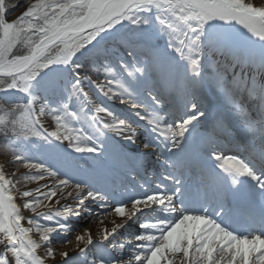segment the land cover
Returning <instances> with one entry per match:
<instances>
[{
	"label": "snow or ice",
	"instance_id": "6c2138e0",
	"mask_svg": "<svg viewBox=\"0 0 264 264\" xmlns=\"http://www.w3.org/2000/svg\"><path fill=\"white\" fill-rule=\"evenodd\" d=\"M0 152V264H264V0H0Z\"/></svg>",
	"mask_w": 264,
	"mask_h": 264
},
{
	"label": "rangeland",
	"instance_id": "374dc122",
	"mask_svg": "<svg viewBox=\"0 0 264 264\" xmlns=\"http://www.w3.org/2000/svg\"><path fill=\"white\" fill-rule=\"evenodd\" d=\"M15 15H17V12H13L11 15L8 16V19L11 20ZM2 157H0L1 159Z\"/></svg>",
	"mask_w": 264,
	"mask_h": 264
},
{
	"label": "trees",
	"instance_id": "16d2710c",
	"mask_svg": "<svg viewBox=\"0 0 264 264\" xmlns=\"http://www.w3.org/2000/svg\"><path fill=\"white\" fill-rule=\"evenodd\" d=\"M13 2H14V0H13ZM27 2V0H25V3ZM13 13V12H12ZM12 13H10V15L12 14ZM0 157H4V153L3 152H0Z\"/></svg>",
	"mask_w": 264,
	"mask_h": 264
},
{
	"label": "bare ground",
	"instance_id": "6f19581e",
	"mask_svg": "<svg viewBox=\"0 0 264 264\" xmlns=\"http://www.w3.org/2000/svg\"><path fill=\"white\" fill-rule=\"evenodd\" d=\"M0 163H3V157L0 159Z\"/></svg>",
	"mask_w": 264,
	"mask_h": 264
}]
</instances>
